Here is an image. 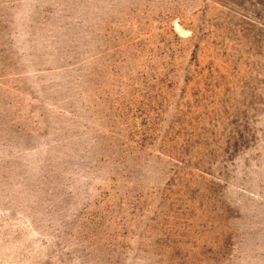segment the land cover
<instances>
[{"label":"rangeland","instance_id":"1","mask_svg":"<svg viewBox=\"0 0 264 264\" xmlns=\"http://www.w3.org/2000/svg\"><path fill=\"white\" fill-rule=\"evenodd\" d=\"M0 264H264V0H0Z\"/></svg>","mask_w":264,"mask_h":264}]
</instances>
